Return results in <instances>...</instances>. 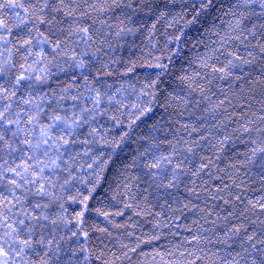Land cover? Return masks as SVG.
Returning a JSON list of instances; mask_svg holds the SVG:
<instances>
[{"label":"snow or ice","instance_id":"obj_1","mask_svg":"<svg viewBox=\"0 0 264 264\" xmlns=\"http://www.w3.org/2000/svg\"><path fill=\"white\" fill-rule=\"evenodd\" d=\"M182 8L172 15L167 4L161 9L155 0H0V264H91L92 253L85 246L89 233L84 227L89 201L137 121L157 104L168 113L167 128L156 121L139 138L143 143L124 169L140 170L142 175L126 176L123 194H128L133 182H143L145 203L155 197L163 199L162 207L166 205L173 214L183 215L184 210L202 214L193 223L203 229L202 219L222 231L215 242L225 245L227 253L210 252L216 259L209 264H264V195L255 202L245 200L231 191L240 188L243 180L237 184L233 179L232 185L222 182L210 199L230 208L222 209L225 215L217 213L215 220L210 219L215 205L210 211L207 205L185 203L176 195L181 185L194 193L184 178L199 177L213 164L210 156L199 153L212 134L208 116L220 108L227 112L225 104L233 101L243 110L246 104L240 102H247L257 91L264 97V0H184ZM117 9L155 14L146 37L150 43L158 24L163 22L168 29L183 21L174 32L165 33V45H175L177 52L189 43L185 29L198 24L197 31L204 30L196 42L203 51L188 61V68L174 74L173 89L163 101L159 83L165 75H173L171 55L168 63L163 57H155L154 64L147 62V67L156 69L155 78L146 79L134 101L124 94L123 86L113 90L108 83L114 70L102 57L112 47L110 37L139 31L128 26L132 15L127 12L123 18L115 17L117 23H109L113 19L109 14ZM213 10L218 15L210 26L205 25L201 17ZM206 33H210L209 43L202 38ZM54 68L69 74L70 82L51 95L40 93L38 86L56 74ZM135 68L136 62L130 61L121 75L128 76ZM219 83H227L228 89H220L224 98L213 102ZM64 101H71L70 106L65 107ZM247 108L248 112H242L244 122L234 132L237 138L247 135L250 147L241 154L239 165L230 167L237 178L239 170L246 169L245 175L255 172L264 182V100L262 114L251 112V105ZM193 109L200 112L196 120L182 122L185 113L195 115ZM109 123L127 131L118 139L110 138ZM230 138L226 135L218 141L221 149ZM196 157L198 166L188 167ZM85 165L90 170L87 175ZM68 204L80 205L81 211L68 215ZM125 207L131 205L125 201ZM201 239L198 230L189 243L198 245Z\"/></svg>","mask_w":264,"mask_h":264},{"label":"trees","instance_id":"obj_2","mask_svg":"<svg viewBox=\"0 0 264 264\" xmlns=\"http://www.w3.org/2000/svg\"><path fill=\"white\" fill-rule=\"evenodd\" d=\"M124 2L126 3L127 0H124ZM155 3L161 9H163L164 4H167V10L175 15L183 10L184 0H155ZM124 12L132 15V23L128 26L139 29V31L135 35L127 34L121 38L114 35L110 37L112 47L106 48V54L102 57L109 62V67L114 70L113 76L107 78L108 83L113 85V90L123 86L124 94L128 96L130 101H134L136 92L139 91L146 79L155 78L156 69L147 67V62L151 61L154 64L156 62L155 57H163V62L168 63L167 57L171 55L170 68L173 75H165L159 83L160 99L163 101L164 95H167L173 89L175 84L174 74L182 67L188 68V61L194 58L197 52L203 51L202 45L196 42L201 38L200 33L204 30L200 29V32H198L197 29L200 28L198 24L185 29V39H189V43L182 44L177 52L175 45H165V33L174 32L176 27L184 23L183 21H180V25L168 29H165L164 23L161 22L157 25V30L150 43L146 37L155 20V14L147 10L133 14L127 9H117L109 14L113 17L112 20H109V23H117L115 17L123 18L122 13ZM217 15L218 13L213 10L206 16H202L201 20L205 25L210 26L213 17ZM253 22L260 23L257 20ZM88 23H91V21H88ZM215 23L218 24L219 20H216ZM94 27L99 28L100 25L96 24ZM209 36L210 33L203 35L202 38L205 43L210 42ZM212 39H215V37H212ZM193 44H196L195 48H192ZM17 59H19L18 56ZM130 61L136 62L135 71L129 73L128 76L121 75L125 72ZM53 72L56 74L46 84L38 86L40 93L51 95L54 91L59 92L61 88L70 82L69 74L59 72L56 68L53 69ZM220 89L227 92V83L216 85L214 91L217 92V95L212 97L213 102H218V99L224 98L219 93ZM262 100H264V97H261L257 91L247 102H240L246 104L243 110L236 101H233L231 105L225 104L224 107L227 108V112L224 111V108H220L214 114L208 116V127L211 128L212 134L209 136L208 141L202 142L199 153L200 155L210 156L213 164L202 172L199 177L184 178V182L189 188H195L194 193L189 192L184 185H181L180 191L176 195L185 203L191 200L193 204H197L202 208L207 205L210 211L215 205V210L210 219L215 220L217 213L222 217L225 215L222 209L230 208L219 199H210V193L214 192L218 186L222 187L223 183L232 185L233 179H236V183L239 184L243 180L244 183L240 185V188L232 187L231 191L239 193L245 200L251 199L255 202L261 195H264V182L255 172H248L245 175L247 170L240 169L237 178L230 167L233 164L238 166L241 154L250 147L247 144V135L237 138L238 134L234 132V129L244 122L245 117L242 112H248L247 105H251V112H255L257 115L262 114L260 111ZM62 103L65 107H68L71 101ZM193 112L195 115L192 116L185 113L182 122L195 121L200 112L197 109H193ZM248 114L251 115L250 112ZM172 118L176 119L177 117L173 116ZM166 119H168V113L157 104L153 106L151 113L137 121L138 126L134 128L126 142L117 150L113 162L104 173V179L93 194V199L89 201V208L84 216L86 221L84 227L89 233V239L85 246L92 253L91 264H105L106 261L108 264H191L193 261L195 264H209L210 259H216L210 256V252H216L218 256L227 254L225 245L215 242L217 236L223 235L222 231L216 230L211 224H205L202 219H200V224L203 225V229H200L198 224L193 223L202 214L188 210H184L183 215L180 213L173 214L166 205L162 207L163 199L157 201L155 197H149V202L145 203L141 194L147 185L143 182L139 184L133 182L128 194H123L125 193V177L142 175L140 170L129 169L126 171L124 163L130 161L134 150L139 147L140 143H143L139 138L150 132L151 125L154 122L159 121L164 128H167ZM218 122L220 123L218 124ZM127 123L128 121L125 120V125ZM213 125H217V127H212ZM107 126L111 129L110 138L116 137L118 139L124 131H127L126 127L122 129L111 123ZM82 131L86 132L87 129L85 128ZM155 135L159 136L161 133L157 132ZM226 135L231 138L225 142L221 149L218 141ZM213 145H216V147H213ZM198 160L199 157L194 158L193 163L188 167L198 166ZM89 172L90 170L85 165L84 174L87 175ZM192 181H195L194 185ZM117 193L122 194L118 195ZM224 195H227V192ZM130 196L134 198L130 199ZM167 199L170 203L172 202L171 198ZM125 201L131 207L126 208ZM66 207L70 216H75L76 212L81 211V206L78 204H68ZM104 213H107V215H104ZM252 219H255V217H252ZM261 219H264V217H261ZM218 225L223 227V222L218 221ZM256 227L258 228L259 225L257 224ZM189 228L192 229L191 232L188 231ZM205 229L208 231H205ZM198 230L202 237L200 243L198 245L189 243L193 234ZM214 232L215 235H213ZM209 239L213 243H209ZM81 241H83V237H81ZM144 241L150 242L144 243ZM137 243L140 244L139 247H137ZM229 243L231 244L232 241H229ZM236 243L238 245L239 242ZM122 245H128V248H122ZM72 246L75 247V243ZM132 248L136 250L130 251L129 249ZM201 249L203 251H200ZM124 252H127V256H124ZM181 253H184V255L181 256ZM188 253H195V255L189 256ZM196 256H204L205 259L197 260ZM96 257H100V259L98 260Z\"/></svg>","mask_w":264,"mask_h":264}]
</instances>
